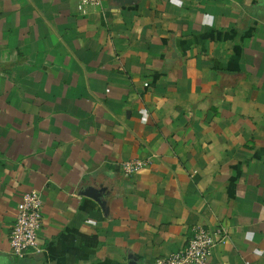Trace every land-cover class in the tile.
Wrapping results in <instances>:
<instances>
[{
	"label": "crops",
	"instance_id": "1",
	"mask_svg": "<svg viewBox=\"0 0 264 264\" xmlns=\"http://www.w3.org/2000/svg\"><path fill=\"white\" fill-rule=\"evenodd\" d=\"M79 2L0 0V264H153L197 225L205 264H264V0Z\"/></svg>",
	"mask_w": 264,
	"mask_h": 264
},
{
	"label": "built area",
	"instance_id": "2",
	"mask_svg": "<svg viewBox=\"0 0 264 264\" xmlns=\"http://www.w3.org/2000/svg\"><path fill=\"white\" fill-rule=\"evenodd\" d=\"M87 6H102V0H80L78 8L86 13ZM149 158H133L122 162V170L135 175L147 167ZM43 226V199L39 190L25 193L17 204V212L8 236L10 251L13 255L24 257L30 252L41 250L40 232ZM187 245L166 256L158 257L153 264H205L210 259L218 243L226 239L223 229H213L197 225Z\"/></svg>",
	"mask_w": 264,
	"mask_h": 264
},
{
	"label": "water",
	"instance_id": "3",
	"mask_svg": "<svg viewBox=\"0 0 264 264\" xmlns=\"http://www.w3.org/2000/svg\"><path fill=\"white\" fill-rule=\"evenodd\" d=\"M131 264H137V263L133 261V262H131Z\"/></svg>",
	"mask_w": 264,
	"mask_h": 264
}]
</instances>
